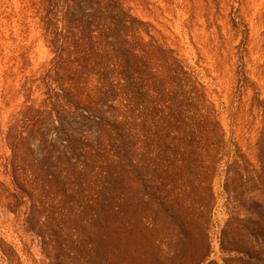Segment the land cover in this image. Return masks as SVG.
Instances as JSON below:
<instances>
[{
    "label": "trees",
    "instance_id": "16d2710c",
    "mask_svg": "<svg viewBox=\"0 0 264 264\" xmlns=\"http://www.w3.org/2000/svg\"><path fill=\"white\" fill-rule=\"evenodd\" d=\"M29 2L52 57L7 126L0 206L46 264H217L219 172L253 215L229 218L221 247L248 256L228 242L236 221L264 246V104L253 165L229 155L206 87L125 0ZM0 255L22 264L1 238Z\"/></svg>",
    "mask_w": 264,
    "mask_h": 264
},
{
    "label": "rangeland",
    "instance_id": "374dc122",
    "mask_svg": "<svg viewBox=\"0 0 264 264\" xmlns=\"http://www.w3.org/2000/svg\"><path fill=\"white\" fill-rule=\"evenodd\" d=\"M29 1L0 0V180L4 182H8L4 166L10 154L7 126L25 99L29 80L42 76L52 57ZM125 1L133 15L151 26V33L175 50L206 87L217 108L229 155L242 154L257 164L262 126L257 99L264 104V0ZM214 191L217 204L210 229V259L217 264H264V246L258 248L249 222H234L233 228L244 226L242 236L234 230L233 239H228L244 242L248 256L233 250L231 244L226 243L227 250L221 247L226 221L231 217L251 220L253 215L238 210L227 197L222 172L214 180ZM0 238L14 247L22 264H46L38 241L20 231L12 214L1 206ZM0 264H4L1 255Z\"/></svg>",
    "mask_w": 264,
    "mask_h": 264
}]
</instances>
